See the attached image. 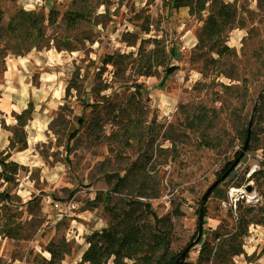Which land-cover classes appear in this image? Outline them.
I'll list each match as a JSON object with an SVG mask.
<instances>
[{"label":"rangeland","instance_id":"1","mask_svg":"<svg viewBox=\"0 0 264 264\" xmlns=\"http://www.w3.org/2000/svg\"><path fill=\"white\" fill-rule=\"evenodd\" d=\"M227 2L237 17L218 55L196 46L202 22L170 0H0L2 26L19 9L43 15L38 47L0 59V159L9 152L6 161L18 164L9 181L0 178V227L17 233L0 236V264H36L61 236L70 245L62 264H76L85 236L105 226L101 205L88 204L99 191H110V204L148 201L167 255L187 247L186 261L219 264L197 262L202 242L234 238L243 253L223 264L259 263L264 249L250 228L264 207V112L255 108L264 87V0ZM15 43L0 35V48ZM29 101L26 148L10 150L15 114ZM248 127L249 149L237 157ZM230 160L238 162L219 183ZM118 176L124 182L112 191Z\"/></svg>","mask_w":264,"mask_h":264},{"label":"trees","instance_id":"2","mask_svg":"<svg viewBox=\"0 0 264 264\" xmlns=\"http://www.w3.org/2000/svg\"><path fill=\"white\" fill-rule=\"evenodd\" d=\"M169 4L174 9L186 7L190 16H195L202 22L197 36L196 46L198 48L210 52L214 51L218 55L228 51L224 34L231 30L236 22L237 11L233 2L225 0H170ZM2 19L0 13V35L6 33L17 43L13 47L0 48V59L5 56L8 49L15 52L19 50V46L24 44H27L24 50L38 47L39 40L43 36L40 27L43 15L33 10L19 9L9 17L5 26L1 25ZM105 62H110V55L106 56ZM164 69L167 73H171L175 67L170 66ZM255 108L264 112V87L257 97ZM32 112L33 104L29 101L26 108L15 114V127L8 143L10 150L21 151L26 148L23 128L27 121L32 118ZM248 149L249 147H246V150ZM236 155L238 152L235 153ZM9 156L10 154L7 152L5 157L0 159V178L5 181L12 178L18 167L15 161H6ZM237 162L230 160L223 165L217 174L219 183L227 178ZM123 182L124 178L118 176L111 190L117 191ZM215 190L216 186H213L211 192ZM108 193L110 191H106L104 194L99 191L88 201L92 208L101 205L102 214L106 221L105 226L93 230L85 236L87 246L76 264H174L181 251L171 255L165 253L169 239L165 232L158 229L157 224L161 219L154 215L149 202L138 198L130 200L122 198L119 203L110 204ZM138 196L145 198L146 194L141 192ZM105 200L107 201L105 202ZM257 213L251 218L257 224H264V207H258ZM197 229L203 232L202 215H199ZM238 234L241 236L244 233L240 231ZM16 235L14 227L1 225V237L13 238ZM214 235L215 239L221 237L219 233H214ZM46 250L49 257L46 258L39 254L33 257L36 264H62L64 256L70 252V245L64 236L59 239L52 237ZM242 253L240 242H236L234 238L224 239L216 245L204 240L198 253L197 262L214 260L223 264L224 260ZM187 254L186 252L179 264H192L186 261Z\"/></svg>","mask_w":264,"mask_h":264},{"label":"crops","instance_id":"3","mask_svg":"<svg viewBox=\"0 0 264 264\" xmlns=\"http://www.w3.org/2000/svg\"><path fill=\"white\" fill-rule=\"evenodd\" d=\"M228 1H231V0H228ZM184 9L186 10V8H184ZM250 231H251L250 233L253 236V240H255V243L257 242L255 246L257 247V250L259 252L261 249H264V243H259V242H264V226H259V225L251 226ZM248 239L250 241L252 240L249 237H248ZM246 250H247V253L249 254V253L253 252L254 249L253 250L251 249V251H248V249H246ZM261 255H264V253L260 254V256L258 257V259H257L259 261L258 264H264V258ZM245 263L247 264L246 261H245Z\"/></svg>","mask_w":264,"mask_h":264},{"label":"water","instance_id":"4","mask_svg":"<svg viewBox=\"0 0 264 264\" xmlns=\"http://www.w3.org/2000/svg\"><path fill=\"white\" fill-rule=\"evenodd\" d=\"M248 126H249V125H248ZM248 139H249V127H248L247 130H246L245 140H244V143H243V145H242V148H241V150L239 151V154H238L237 157H241V156L243 155V152L246 150V147H247V145H248ZM234 162H235V161H234ZM215 184H216V183H213L211 186H209V187L207 188V190L205 191V193L202 195L201 200H204V199L207 197V195L211 192V189H212V187H213ZM246 188L249 189V187H246ZM198 230H199V232H200V229H198ZM199 232H198V234H199ZM198 240H199V237L196 238L195 242H198ZM186 252H187V247L184 248V249L181 251L180 255L178 256V258L176 259V261H175L174 264H179L180 260L185 256Z\"/></svg>","mask_w":264,"mask_h":264},{"label":"bare ground","instance_id":"5","mask_svg":"<svg viewBox=\"0 0 264 264\" xmlns=\"http://www.w3.org/2000/svg\"><path fill=\"white\" fill-rule=\"evenodd\" d=\"M19 153H21V152H19ZM242 192H243V190L240 188H232L230 190L231 195H235L236 193H242ZM247 197L252 198V197H254V194L253 193L247 194Z\"/></svg>","mask_w":264,"mask_h":264},{"label":"built area","instance_id":"6","mask_svg":"<svg viewBox=\"0 0 264 264\" xmlns=\"http://www.w3.org/2000/svg\"><path fill=\"white\" fill-rule=\"evenodd\" d=\"M238 198H236L234 201H233V203H235V201L237 200ZM247 239H248V237H247ZM246 238H245V241L247 240ZM243 246H244V248H245V244H243ZM236 257V256H235ZM235 257H233V259L235 260ZM236 264H246L245 262H238V263H236Z\"/></svg>","mask_w":264,"mask_h":264}]
</instances>
